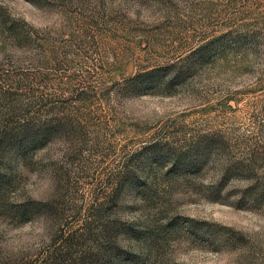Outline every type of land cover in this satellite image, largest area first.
I'll return each instance as SVG.
<instances>
[{
    "label": "rangeland",
    "instance_id": "374dc122",
    "mask_svg": "<svg viewBox=\"0 0 264 264\" xmlns=\"http://www.w3.org/2000/svg\"><path fill=\"white\" fill-rule=\"evenodd\" d=\"M105 261L264 264V0H0V264Z\"/></svg>",
    "mask_w": 264,
    "mask_h": 264
},
{
    "label": "trees",
    "instance_id": "16d2710c",
    "mask_svg": "<svg viewBox=\"0 0 264 264\" xmlns=\"http://www.w3.org/2000/svg\"><path fill=\"white\" fill-rule=\"evenodd\" d=\"M41 136H43L44 137V135H41ZM140 187V185L138 184V187H137V189ZM108 261H105V262H103L102 264H108L107 263Z\"/></svg>",
    "mask_w": 264,
    "mask_h": 264
}]
</instances>
